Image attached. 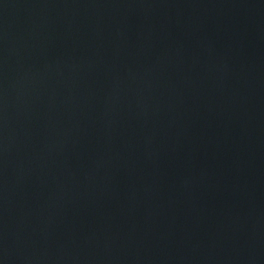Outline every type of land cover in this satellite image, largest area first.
<instances>
[{"label": "water", "instance_id": "1", "mask_svg": "<svg viewBox=\"0 0 264 264\" xmlns=\"http://www.w3.org/2000/svg\"><path fill=\"white\" fill-rule=\"evenodd\" d=\"M0 264H264V0H0Z\"/></svg>", "mask_w": 264, "mask_h": 264}]
</instances>
